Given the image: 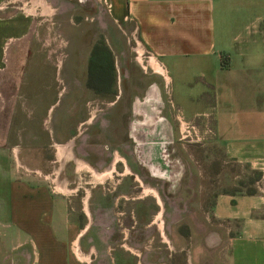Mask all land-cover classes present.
Segmentation results:
<instances>
[{"label": "crops", "instance_id": "1", "mask_svg": "<svg viewBox=\"0 0 264 264\" xmlns=\"http://www.w3.org/2000/svg\"><path fill=\"white\" fill-rule=\"evenodd\" d=\"M85 1L0 0L7 20L20 16L33 26L22 35L28 49L0 67V264H212V232L226 240L221 246L219 238V261L264 264V0H92L96 35L82 28L69 34L73 18L61 10L83 8ZM38 3L53 13H42ZM54 21L63 48L39 44L36 27ZM84 26L82 12L76 29ZM106 30L112 80L101 93L87 65ZM130 39L151 68L165 72L188 120L211 130L210 144L200 146L203 161L188 154L193 171L181 168L179 153L171 178L164 166L135 162L145 178L151 169L170 179L174 200L212 202L195 213L201 220H191L188 242L179 225H164V210L148 211L147 196L139 195L147 187L132 195L140 184H133L139 175L130 160L129 126L119 128L114 118L115 128L103 130L98 120L100 104L115 107L121 99ZM1 58L0 50V64ZM115 209L123 216L118 227ZM125 220L134 221L127 226ZM154 226L162 238L156 247L146 239ZM136 228L138 240L131 236ZM102 233L122 234L124 252L109 257L115 247ZM148 245L153 259L152 251H137Z\"/></svg>", "mask_w": 264, "mask_h": 264}, {"label": "rangeland", "instance_id": "2", "mask_svg": "<svg viewBox=\"0 0 264 264\" xmlns=\"http://www.w3.org/2000/svg\"><path fill=\"white\" fill-rule=\"evenodd\" d=\"M91 1L92 0H86L83 3V8L77 3L74 5V7L61 10L63 15H66L65 17L73 18L72 21L74 25L70 27L68 26L67 32H69V34H75L81 31L80 28H82L84 33H94V35H96V32H98L96 31L97 21L93 22L91 20L93 19L94 13H97V10L91 7ZM38 5L40 4L38 3ZM29 10L30 13L32 12L31 14H34L33 8ZM23 11H20V13ZM99 11L101 13L100 16H104L105 18L103 19L105 20L107 18V13L105 10ZM82 12L86 26L78 27V29H76V24L81 21ZM37 13H39L38 10ZM12 22L14 23L12 24ZM29 25L30 24H28V21H24V19L20 16H16L14 20H7L5 15L0 12V50L2 52L0 64L1 68H7V66L10 65V61L12 57H14L15 51H24L28 49V44H30V41L27 40L26 36L22 35L33 33V26L32 24L30 26ZM36 28L37 32H41V42H39V44H47L46 47L51 49H58L59 47L63 48L65 43L60 37L59 26L55 23V21L51 23L48 22L45 26L39 25ZM99 29L98 30L100 32L103 31L101 27H99ZM62 30L65 31V26H63ZM45 33H49L51 35L44 36ZM110 34L111 33L106 30V36L100 35L96 38L91 47L88 59L87 66L89 70V81L93 84H96L95 81H98V89L100 91H104L106 89V84L111 80L112 76V66L109 65V60L105 54V49L100 44V42H104L107 45V37H111ZM48 37L51 38V41L46 42L45 38L48 39ZM125 48L127 49V56L125 57L127 66L125 68L126 71L122 73V76H125V78H122V96L115 107H107L106 105L102 104L99 105L100 113L98 120L100 124L103 125L101 128H103V130H111V128H113L117 122L119 128L127 129L129 126V132L131 133L130 149L132 151L130 160L134 170L136 165L135 162L137 160H141L144 164H147L149 168L151 166L154 168L157 166H164L168 171V173L165 172V175L168 174V176L171 178V175L174 173L172 169L173 161L176 160L177 155L180 154L181 168L184 169L185 167L187 172H190L192 168L189 167L193 165L191 164L190 158H188V154L192 155L193 159L199 161L200 163L203 161L201 153L203 149L200 146L210 144L211 142V130L209 125L205 124L204 121H200L199 119L188 120L192 116L188 114L185 106L177 103L176 96L173 97L175 91L171 87L165 72L162 70V74L160 75L153 68H151L148 63L149 59L147 55L145 53L140 54L139 52H136L135 44L131 39ZM68 61H70V58ZM62 75H64V70ZM120 90L121 89H119V91ZM153 114L154 116L151 118L158 117V119L161 121L153 127L146 126L145 123L147 122V118ZM114 118L117 119V122H115ZM123 118L124 120L122 121ZM112 120L114 122H112ZM156 143L158 145H156ZM143 151L147 153L146 156L143 154ZM141 155H143V157L145 156V160L140 158ZM139 167L142 169L141 166ZM201 167V171H203V164H201ZM161 169L164 170L163 168ZM150 170L147 171L146 178L140 174L141 171L139 168L135 170L137 171L139 177H137L138 183L134 181L133 184H140V186L137 189L133 188L132 195H138V193H141L143 189L145 190V187H147V191L145 192L146 195H143L142 193L139 195L147 196L149 202L148 211L154 214L157 212V210H164V217L162 219L165 221L164 225L166 227L171 225H179L180 231L183 229L185 232L182 233L184 235L183 239L186 242L191 241L187 238V236H192L191 238L193 239V234L188 233L189 226L192 227L193 225V223H190L191 220L194 218L196 220L198 218L200 219V216H195V213H197L200 208L206 207L207 204H212V202L187 201L185 199L174 200L172 193L175 192V189H172L173 185L171 184V180L169 179V181H166L156 176H152ZM133 174L135 173L133 172ZM183 178L184 177H182L181 180L187 183L186 177L184 179ZM114 179L116 178L114 177ZM197 180L200 181V179ZM108 185H104L106 191H108L109 188L112 190L110 187L111 185ZM182 196L187 197L185 194ZM156 199L159 200L160 206L155 205L154 202ZM119 208H121L120 205L116 209ZM116 209L114 210L115 213L112 212V215L116 221L115 225L118 227V225L122 224L121 219L123 216H119L117 214L118 210ZM188 214H190V216ZM173 215L176 216L174 217V221H172ZM105 221L108 220L105 219L104 222ZM133 221L134 220L128 222V220H125L124 225L128 226ZM207 229L208 228H206V231ZM211 229L212 231L214 230L213 227H211ZM138 231L139 228H136V230L133 231L134 233H131V236L134 240L139 239ZM201 232H203V230H201ZM205 234L206 235L201 233V235H204L207 238L208 234ZM101 236L105 237L106 240H110L112 247H115L114 250H111L109 257H117L119 256L117 254L118 252H120V254L124 252V250L120 247V245L123 243L122 234L116 233L112 236L109 235L110 238H107L108 235L102 233ZM170 237L171 236L168 234L167 238L164 235V240L167 241V239H169L168 241H170ZM209 237L213 242H217V248L212 249V264H216L217 262H219V264H224L222 260L219 261L218 259V248L220 249L219 238L222 239L221 246H224V242L226 241L223 238V234H216L212 232ZM141 239L143 240L144 238ZM146 239L153 241L152 246L154 247L157 246L156 241L162 240V238L159 237L155 226L148 231ZM150 246L151 245H148V247L146 246V249L137 251H152L151 253L153 255L155 251L152 250V247L150 248ZM167 252L171 251L169 250ZM135 254L138 257L140 256V252H135ZM131 256H133L137 262L140 260V257L138 258L132 254ZM154 256L155 254L153 255L152 259L156 257Z\"/></svg>", "mask_w": 264, "mask_h": 264}, {"label": "bare ground", "instance_id": "3", "mask_svg": "<svg viewBox=\"0 0 264 264\" xmlns=\"http://www.w3.org/2000/svg\"><path fill=\"white\" fill-rule=\"evenodd\" d=\"M40 1H42V0H40ZM39 4L42 5V12L43 13H45V14H52L53 13V10L49 9V7L45 6L43 3H39ZM33 13H35L34 8H33ZM152 116H154V114L147 118V122L145 123L146 126L153 127L154 125H156L158 122L161 121L158 118H151ZM156 145H158V144L156 143ZM157 149H158V147H157Z\"/></svg>", "mask_w": 264, "mask_h": 264}, {"label": "trees", "instance_id": "4", "mask_svg": "<svg viewBox=\"0 0 264 264\" xmlns=\"http://www.w3.org/2000/svg\"><path fill=\"white\" fill-rule=\"evenodd\" d=\"M100 44L103 46V48L105 49V54H106V56H107V58H108V60H109V65L110 66H112V59H111V55H110V53H109V51L107 50V48H106V46L104 45V42H100ZM111 80H112V76H111ZM111 80L109 81V82H111ZM88 86L90 87V88H92V86L90 85V83L88 84ZM108 85L106 84V87H107ZM94 91H99V92H101V93H103L104 91H100L99 89H96L95 90V88H94Z\"/></svg>", "mask_w": 264, "mask_h": 264}, {"label": "flooded vegetation", "instance_id": "5", "mask_svg": "<svg viewBox=\"0 0 264 264\" xmlns=\"http://www.w3.org/2000/svg\"><path fill=\"white\" fill-rule=\"evenodd\" d=\"M156 118H158V117H156Z\"/></svg>", "mask_w": 264, "mask_h": 264}]
</instances>
